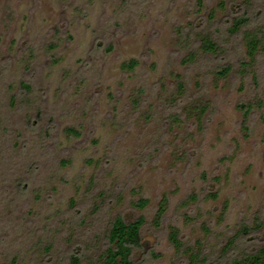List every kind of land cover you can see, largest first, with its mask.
Instances as JSON below:
<instances>
[{"label":"rangeland","instance_id":"rangeland-1","mask_svg":"<svg viewBox=\"0 0 264 264\" xmlns=\"http://www.w3.org/2000/svg\"><path fill=\"white\" fill-rule=\"evenodd\" d=\"M244 1L0 0V264H101L115 217H143L137 264L264 244V106L245 126L238 106L264 98V50L228 29Z\"/></svg>","mask_w":264,"mask_h":264},{"label":"trees","instance_id":"trees-1","mask_svg":"<svg viewBox=\"0 0 264 264\" xmlns=\"http://www.w3.org/2000/svg\"><path fill=\"white\" fill-rule=\"evenodd\" d=\"M242 11L233 15L231 23L228 29L231 32H241L243 44L246 46V52L249 56V60H254L258 52L261 49L264 50V22L260 28L254 29L248 27L253 18H257V12H253L251 7V0H245L243 2ZM254 16V17H253ZM201 46L204 52H216L219 49L218 43L208 33H203L200 36ZM109 48V47H108ZM241 60L243 64H249L250 61ZM229 66H222L215 72L217 74H224L228 71ZM23 86L28 87V84L23 83ZM238 106L242 110V124L245 126V122L248 117L249 111L253 107L264 106V98H258L257 100H248L238 103ZM264 116V115H263ZM264 119V117H263ZM120 223L119 236L116 243L110 242L109 245L103 250L101 256L103 259L101 264H137L132 258V250L135 247L141 245L140 243V230L144 223L143 217L139 216L135 219L125 221L121 217H115L111 221L112 224ZM116 227V225H114ZM243 231H247V226H244ZM175 236V234H174ZM176 238V237H174ZM234 243V236L228 240L225 250ZM68 264H80L81 256L78 252L72 251L68 256ZM224 264H264V244H261L258 248L251 252H244L238 256L225 259Z\"/></svg>","mask_w":264,"mask_h":264},{"label":"flooded vegetation","instance_id":"flooded-vegetation-1","mask_svg":"<svg viewBox=\"0 0 264 264\" xmlns=\"http://www.w3.org/2000/svg\"><path fill=\"white\" fill-rule=\"evenodd\" d=\"M141 231V230H140ZM140 243L142 244V241H141V232H140ZM139 247V246H138Z\"/></svg>","mask_w":264,"mask_h":264}]
</instances>
